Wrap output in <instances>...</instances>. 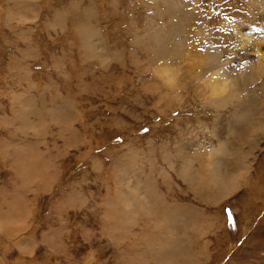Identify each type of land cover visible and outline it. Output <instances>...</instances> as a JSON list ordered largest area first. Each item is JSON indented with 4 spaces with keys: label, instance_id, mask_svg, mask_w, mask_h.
I'll list each match as a JSON object with an SVG mask.
<instances>
[{
    "label": "rangeland",
    "instance_id": "rangeland-1",
    "mask_svg": "<svg viewBox=\"0 0 264 264\" xmlns=\"http://www.w3.org/2000/svg\"><path fill=\"white\" fill-rule=\"evenodd\" d=\"M123 4L117 19L106 0L95 12L104 51L116 46L117 58L95 63L93 82L67 79L71 67L55 74L62 90L81 93H0V264H264V112L243 126L238 107L252 93L264 107V74L238 99L213 102L241 73L264 68V0ZM85 7L88 27L96 7ZM30 34H0V85L23 75L6 65ZM210 54L220 58L206 67ZM51 71L29 61L43 81ZM27 98L36 109L65 107L70 127L21 128L15 111ZM207 190L217 198L208 202L214 236L224 238L211 256L197 240V223L211 221L194 208Z\"/></svg>",
    "mask_w": 264,
    "mask_h": 264
},
{
    "label": "crops",
    "instance_id": "crops-1",
    "mask_svg": "<svg viewBox=\"0 0 264 264\" xmlns=\"http://www.w3.org/2000/svg\"><path fill=\"white\" fill-rule=\"evenodd\" d=\"M56 1H58L57 6H55ZM87 1L93 3L96 8L94 9V13H89L88 18L90 21L86 23L89 26L83 27L82 23L85 22L84 19L86 18V15L83 13L87 8L85 7ZM124 1L128 2L129 0H106V3L108 2L111 7V9H106L111 11V13H108L107 17L117 19V16H121V6L124 5ZM72 2L76 4L81 3V9L73 12L72 8H70ZM102 2L103 0H0V19H10L11 23L7 25L5 20L4 24H6L5 27L7 29L3 25H0V34L4 36V39L6 37L4 34L8 32L19 35L31 33L30 40L26 41L25 46L21 48L19 54L12 57L13 62L6 65L9 68L8 71H14V69L21 70L23 75L20 79L18 77L6 81L5 85L1 84L0 93H81V91L74 89L62 90L60 88L62 80L57 82L55 74L64 71L65 67H71L72 72L66 71L67 79H75L79 83L85 81L93 82L94 72L96 73L93 68L94 64L97 63L101 65L100 62L107 58V55L110 56V58H117L115 57V53H118L116 46L105 47L107 48V52L104 51L103 43L106 41H104L103 36L100 35L97 22L98 19L101 18L100 14L104 11L102 7L99 9ZM97 7L100 10V14L95 13L98 10ZM116 12H118V14H116ZM90 16L92 18H90ZM29 18L35 19L36 27L23 26V19ZM129 28L130 25H127V32H131V30L134 29L132 25L131 30H129ZM36 35H44L43 39H47L48 42L43 43V39L38 40ZM51 50H54V52H51ZM45 51H47V55H44ZM71 51H73V56L78 61H70L72 55ZM33 59L42 60L50 66L52 65L53 71L50 73L51 78H49V81L48 78L43 81V76L42 78H38L34 73L28 72L29 61ZM87 74L89 76H86ZM19 84L20 87L18 86ZM50 87H54L52 89L53 92L49 90ZM21 105L23 108L15 111V117H20L21 119V128L47 132L48 130L56 128L50 125V119L63 125L64 129L70 127V114L65 107L51 108L49 106L46 109L41 107L36 109L29 98L23 100ZM35 111L38 113L39 117L37 121H32L29 115ZM38 139V143L35 144L39 145L41 142H44L41 137ZM210 193H213L212 190L197 191L196 194H205V196L199 197L197 195L198 204L194 207L197 214H200L202 220H205L207 217L211 221V224L203 225L202 230H198L200 223H197V231H202L204 233V235L198 234L197 240L200 243V248L206 247L207 253L205 254L208 256H211L209 249L212 246V242L219 239L217 235L219 236L218 233L220 230V225L217 221L218 218L215 213H212V211H214V206L210 210V204H208L209 201H215L217 198L214 199ZM199 199L202 201L201 203ZM215 233L217 234L216 236H214ZM219 240L222 241L224 238Z\"/></svg>",
    "mask_w": 264,
    "mask_h": 264
},
{
    "label": "bare ground",
    "instance_id": "bare-ground-1",
    "mask_svg": "<svg viewBox=\"0 0 264 264\" xmlns=\"http://www.w3.org/2000/svg\"><path fill=\"white\" fill-rule=\"evenodd\" d=\"M87 14V13H86ZM182 14V13H181ZM187 16V14H184ZM181 16V17H180ZM180 23L179 25H183V15H180ZM160 46V45H159ZM215 54V53H214ZM214 54H210L208 57H207V62L205 64L206 67H210V66H213L216 64V61L217 58ZM217 55H220L219 53ZM206 60V59H205ZM204 64V65H205ZM254 69V68H253ZM245 71H248V70H245ZM255 71V69L253 70ZM262 72V74H264V68H257L256 67V71L255 72H250V73H241L243 74V76L239 75L237 76V78H234V82H239V87H232V88H229L228 91H227V95H226V98L224 100H220L219 102L213 100V102H215V106H218V107H222L227 101H230V100H233V99H238L240 97V93H245L248 89V84L251 83L252 81H254L257 77L256 75L257 74H260ZM232 74V73H231ZM221 76L224 75V72L222 71V74H220ZM245 75V76H244ZM261 75V74H260ZM259 76V75H258ZM233 77V76H232ZM256 95H259L258 93H255V94H250V95H245L244 98L245 100H240V102L238 103V107L241 108L240 110L242 111L241 112V122L240 123H243V126H246L247 124L249 125V123H251V125H255V122L254 120L256 119L254 117V115L258 114L260 115L261 113L264 112V107L261 106L260 103H258V100L259 98L256 97ZM252 99V100H251ZM244 101V103H243ZM212 104V103H211ZM238 109V108H237ZM240 113V112H239ZM237 120V119H235ZM264 123V120L262 121ZM235 123V122H234ZM261 127L264 129V124H261ZM252 128V127H251ZM255 132H258V131H255ZM249 133V132H248ZM254 137L252 138L253 140L256 138L257 139V135L253 134ZM247 136V135H246ZM242 139H244L243 136H241ZM247 137H250L249 135ZM240 139V138H239ZM245 142V141H243ZM253 144V143H252ZM188 173V172H187ZM129 179H127V182H128ZM150 181V180H149ZM151 182H152V179H151ZM148 186V185H146ZM168 226V225H167ZM170 227V226H168ZM172 229V228H171ZM174 230V229H172ZM172 230H171V234H172ZM175 231V230H174ZM170 232V231H169ZM177 251L180 250V248H176ZM176 249L174 250V252H176ZM179 249V250H178ZM182 250V249H181ZM168 253V252H167ZM183 253V252H182ZM171 254V253H170ZM190 261V260H189ZM186 262V260H185Z\"/></svg>",
    "mask_w": 264,
    "mask_h": 264
}]
</instances>
